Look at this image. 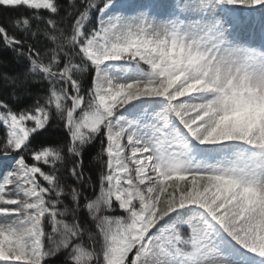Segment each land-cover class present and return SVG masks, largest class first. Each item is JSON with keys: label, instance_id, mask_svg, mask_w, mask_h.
Listing matches in <instances>:
<instances>
[{"label": "snow or ice", "instance_id": "snow-or-ice-1", "mask_svg": "<svg viewBox=\"0 0 264 264\" xmlns=\"http://www.w3.org/2000/svg\"><path fill=\"white\" fill-rule=\"evenodd\" d=\"M0 264H264V0H0Z\"/></svg>", "mask_w": 264, "mask_h": 264}, {"label": "trees", "instance_id": "trees-1", "mask_svg": "<svg viewBox=\"0 0 264 264\" xmlns=\"http://www.w3.org/2000/svg\"><path fill=\"white\" fill-rule=\"evenodd\" d=\"M94 151L93 150V154H94ZM30 159V158H29ZM84 164H85V169L87 170L89 167H92L93 169L95 168V165L94 163H92L90 161V156L88 154L85 155V160H84ZM95 178V177H94Z\"/></svg>", "mask_w": 264, "mask_h": 264}]
</instances>
